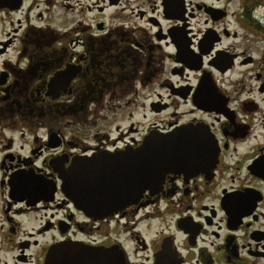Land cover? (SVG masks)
Returning a JSON list of instances; mask_svg holds the SVG:
<instances>
[{
    "label": "flooded vegetation",
    "instance_id": "af4514ba",
    "mask_svg": "<svg viewBox=\"0 0 264 264\" xmlns=\"http://www.w3.org/2000/svg\"><path fill=\"white\" fill-rule=\"evenodd\" d=\"M185 126L216 156L158 193L95 218L61 191L72 159ZM62 242L93 254L52 264H264V0L0 1V264Z\"/></svg>",
    "mask_w": 264,
    "mask_h": 264
},
{
    "label": "water",
    "instance_id": "95a60500",
    "mask_svg": "<svg viewBox=\"0 0 264 264\" xmlns=\"http://www.w3.org/2000/svg\"><path fill=\"white\" fill-rule=\"evenodd\" d=\"M210 136L206 129L185 126L166 134H151L136 148L76 157L68 167L61 165L58 170L61 191L85 215L109 216L137 203L146 191L158 193L166 174L196 170L201 161H212L217 148L211 145ZM63 248L73 257L93 254L86 245L62 242L50 248L47 263L52 264L53 252ZM116 251L104 252L107 259L102 264H127L125 253ZM75 264L96 263L87 258Z\"/></svg>",
    "mask_w": 264,
    "mask_h": 264
},
{
    "label": "rangeland",
    "instance_id": "374dc122",
    "mask_svg": "<svg viewBox=\"0 0 264 264\" xmlns=\"http://www.w3.org/2000/svg\"><path fill=\"white\" fill-rule=\"evenodd\" d=\"M159 229H160V227H158V224H152V225L150 226V231H149V233H146V232H144V233H145V235H146L147 237H150V235H153V233L156 232V231L159 230Z\"/></svg>",
    "mask_w": 264,
    "mask_h": 264
}]
</instances>
